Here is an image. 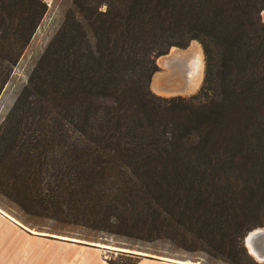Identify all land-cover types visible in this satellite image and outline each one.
Returning <instances> with one entry per match:
<instances>
[{
  "label": "trees",
  "instance_id": "16d2710c",
  "mask_svg": "<svg viewBox=\"0 0 264 264\" xmlns=\"http://www.w3.org/2000/svg\"><path fill=\"white\" fill-rule=\"evenodd\" d=\"M263 6L71 0L0 124V194L25 215L129 247L167 241L264 264L244 244L264 227ZM46 10L44 0H0V92ZM194 39L199 89L155 94L156 59ZM117 254L125 261L110 264L138 262Z\"/></svg>",
  "mask_w": 264,
  "mask_h": 264
},
{
  "label": "rangeland",
  "instance_id": "374dc122",
  "mask_svg": "<svg viewBox=\"0 0 264 264\" xmlns=\"http://www.w3.org/2000/svg\"><path fill=\"white\" fill-rule=\"evenodd\" d=\"M70 4L71 0H52L51 3L47 5V10L43 18L41 19L39 25L37 26L34 34L32 35L29 44L24 49L19 61L14 66L11 72L9 80L0 92V124L5 119L7 113L12 107L22 87L26 84L28 76L32 68L34 67L35 62L39 58L40 54L43 52L44 48L46 47L53 34L60 26L64 18L65 11ZM260 17L261 20L264 22V6L260 12ZM191 41L197 42L201 48L203 58V70L201 79H203L205 62L202 46L200 42L195 39ZM191 41L185 48H176L184 52L188 51L193 43ZM166 54L164 55L168 56L170 52L169 54ZM164 55L161 56L163 57ZM161 56L159 57L161 58ZM158 58L156 59L158 69L153 73L150 80V88L155 94L165 97L176 95L188 96L195 93L199 89V85H201L202 80H200L199 82V87L197 86L191 91L183 90L184 87L179 86L178 84H173V87L168 84L165 86H161V90H164H160V92H158L154 88V78L156 77V75L164 74L168 71L166 67L159 64L160 58ZM0 208L19 222H21L20 219L25 221L27 227L31 228V230L43 233L42 235H45L43 237H46L47 239L63 241L66 245H68V247L71 248L70 264H110V258H116L117 261L119 260V262H124L126 256H120L119 254H117L119 251L115 249L93 246L81 242H72L65 239L51 237L46 234L62 235L64 237L67 236L77 238L88 242L102 243L111 247H123L132 251H142L152 255L144 256L136 254V256H138V262L136 264H192L190 263L191 261L198 264H205L206 262H209L210 264H225L218 258H208L200 250H183L173 246L167 241L146 242L141 243L142 247H129V245L126 244V241L130 243L131 240H127L122 237L107 235L103 233H96L79 227L64 226L46 218L25 215L21 213L18 208L10 200L5 198L2 194H0ZM262 229H264V227H262ZM80 258L82 260H80Z\"/></svg>",
  "mask_w": 264,
  "mask_h": 264
},
{
  "label": "crops",
  "instance_id": "0c3cea01",
  "mask_svg": "<svg viewBox=\"0 0 264 264\" xmlns=\"http://www.w3.org/2000/svg\"><path fill=\"white\" fill-rule=\"evenodd\" d=\"M43 236L0 208V264H70L71 248Z\"/></svg>",
  "mask_w": 264,
  "mask_h": 264
},
{
  "label": "bare ground",
  "instance_id": "6f19581e",
  "mask_svg": "<svg viewBox=\"0 0 264 264\" xmlns=\"http://www.w3.org/2000/svg\"><path fill=\"white\" fill-rule=\"evenodd\" d=\"M159 64L166 67L168 71L164 74L156 75L154 78V88L158 92H160L161 86L168 84L171 86L173 84H178L184 87L183 90L191 91L195 89L199 85L200 80H202V52L199 44L195 41L192 43L189 50L185 52L173 47L168 56L160 58ZM256 234H264V229L257 228L246 237V245L251 253L255 252L251 244V237ZM262 241L264 243V238ZM190 263L198 264L192 261Z\"/></svg>",
  "mask_w": 264,
  "mask_h": 264
},
{
  "label": "water",
  "instance_id": "95a60500",
  "mask_svg": "<svg viewBox=\"0 0 264 264\" xmlns=\"http://www.w3.org/2000/svg\"><path fill=\"white\" fill-rule=\"evenodd\" d=\"M39 234H43L41 232H39ZM46 234V233H45ZM48 236L51 237H56V238H60V239H65V240H69V241H74V242H81V243H85V244H89V245H93V246H99V247H104V248H108V249H115L117 251H125V252H130V253H134V254H138V255H144V256H152L146 252H142V251H132L123 247H111L108 246L106 244L102 245V243H96V242H88V241H84L81 239H77V238H72V237H67V236H62V235H56V234H46ZM263 238H264V234H256L253 235L251 237V244L254 247V253H251L250 250H248L247 245H246V239L244 237V244L248 250V252L258 261L260 262H264V243H263Z\"/></svg>",
  "mask_w": 264,
  "mask_h": 264
}]
</instances>
